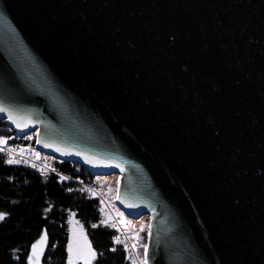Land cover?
<instances>
[{"label":"water","instance_id":"95a60500","mask_svg":"<svg viewBox=\"0 0 264 264\" xmlns=\"http://www.w3.org/2000/svg\"><path fill=\"white\" fill-rule=\"evenodd\" d=\"M0 107L118 175L147 264H264V0H0Z\"/></svg>","mask_w":264,"mask_h":264},{"label":"trees","instance_id":"16d2710c","mask_svg":"<svg viewBox=\"0 0 264 264\" xmlns=\"http://www.w3.org/2000/svg\"><path fill=\"white\" fill-rule=\"evenodd\" d=\"M0 140L4 145L34 147L33 132L19 135L2 118ZM10 159L0 154V264H30L31 247L42 232L45 245L38 264H68V229L73 222L83 229L95 254L91 264H134L126 241L120 239V228L94 192L102 194L105 183L95 181L94 175L78 164L71 169L67 162L54 160L61 172L94 191L53 174H39L18 163H8ZM107 183L115 191L117 177L109 176ZM132 222L134 235L119 224L138 256L147 244L149 221L142 215Z\"/></svg>","mask_w":264,"mask_h":264},{"label":"rangeland","instance_id":"374dc122","mask_svg":"<svg viewBox=\"0 0 264 264\" xmlns=\"http://www.w3.org/2000/svg\"><path fill=\"white\" fill-rule=\"evenodd\" d=\"M25 149L31 152L33 157L36 160L44 159L47 156L46 153L39 151L38 149L35 148V146L33 148L31 147V148H25ZM109 176H116L117 185H118V175L116 174L94 175V178H95V181L97 182L105 183L101 187V193L103 197L107 200L109 206L111 207L113 211V214L116 215L117 219L119 218V221L124 226V228L127 229L129 233L133 234L135 228L132 222V218L128 217L117 207L115 203L117 185H116L115 191H113L112 185L107 183V181L109 180ZM146 216L149 221V216L148 215ZM110 217L113 221V216L111 214H110ZM68 233H69V239H68V245H67V251H68L67 263L76 264L79 262L82 264H91L93 253H92L90 246L87 243L86 236H85L83 229L80 226H77L75 222H73L72 226H70V229H68ZM44 245H45V233L42 232L40 236L38 237V239L34 242L33 246L31 247V253H30V258H29L30 264L39 263L41 254L44 249ZM138 256H139L138 258L140 259V261H142L144 252L138 253Z\"/></svg>","mask_w":264,"mask_h":264},{"label":"built area","instance_id":"2783aa9c","mask_svg":"<svg viewBox=\"0 0 264 264\" xmlns=\"http://www.w3.org/2000/svg\"><path fill=\"white\" fill-rule=\"evenodd\" d=\"M0 153L2 155H5V156H10L14 161H17L16 163L21 164V165H23L25 167H29L33 171H35V172H37L39 174H53V175L59 176L61 178L67 179L69 181H72V182H76L78 184H81V185L85 186L87 189L92 190L87 185H85V184L81 183L80 181H78L77 178L72 177L70 175H66L63 172H61L55 166V163L53 161V157L50 156V155H47L44 159L36 160L33 157V155H32L31 152L22 149L20 146H18V145L7 146V145H4L2 143H0ZM67 163L69 164V167L71 169H74V167H76V165H77L74 162H67ZM92 191H94V190H92ZM96 195L103 201V203L106 206L107 211L111 213L110 208L105 203V201L102 198V196L100 194H98V193H96ZM114 221L117 223V220H114ZM120 238L125 239L127 241L128 248H129V252L131 254L132 259L134 260V263L135 264H142V261H140L137 258L136 254L134 252L133 246L128 241V239L125 236V234L123 233V231H122V234L120 235Z\"/></svg>","mask_w":264,"mask_h":264},{"label":"snow or ice","instance_id":"6c2138e0","mask_svg":"<svg viewBox=\"0 0 264 264\" xmlns=\"http://www.w3.org/2000/svg\"><path fill=\"white\" fill-rule=\"evenodd\" d=\"M5 111H7V109H5L3 107H0V112H5ZM9 118L10 119L12 118V114L11 113H9ZM17 126L19 127L20 125L18 124ZM4 142L5 141L0 140V143H4ZM14 162H17V161H13L11 159L8 161V163H14ZM117 199H119V197H117ZM0 219H3V216L2 215H0ZM95 226L96 225H93V227H95ZM117 242H119L118 239H117ZM93 255H95V254H93ZM100 255H102V253ZM145 255L147 256V248H145ZM142 264H147V261L145 260L144 262H142Z\"/></svg>","mask_w":264,"mask_h":264}]
</instances>
